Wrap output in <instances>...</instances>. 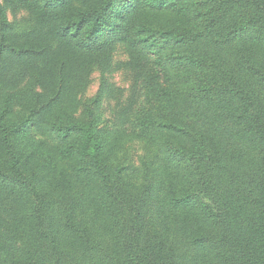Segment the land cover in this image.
I'll return each instance as SVG.
<instances>
[{"label": "trees", "instance_id": "1", "mask_svg": "<svg viewBox=\"0 0 264 264\" xmlns=\"http://www.w3.org/2000/svg\"><path fill=\"white\" fill-rule=\"evenodd\" d=\"M0 264H264V0H0Z\"/></svg>", "mask_w": 264, "mask_h": 264}, {"label": "rangeland", "instance_id": "2", "mask_svg": "<svg viewBox=\"0 0 264 264\" xmlns=\"http://www.w3.org/2000/svg\"><path fill=\"white\" fill-rule=\"evenodd\" d=\"M8 17L11 21H21L27 17V13L20 11L17 15H14L11 11H8ZM127 61L126 50L124 47L119 46L115 54V68L112 73L103 75L100 70L95 69L89 78L81 77L77 83L79 86L77 89V101H80L79 107L83 102L91 100L101 91L103 92L98 111L101 113L104 125L124 126L130 119V101L135 90L132 89L131 91L133 78L130 71L126 69ZM46 93L48 94L47 91ZM126 142V154L121 153L122 156L125 157L126 155L134 162L144 154V146L136 141L134 142L130 134L127 135Z\"/></svg>", "mask_w": 264, "mask_h": 264}]
</instances>
